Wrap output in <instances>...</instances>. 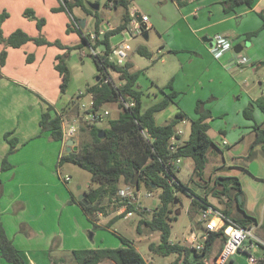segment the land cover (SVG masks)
<instances>
[{
    "label": "trees",
    "instance_id": "1",
    "mask_svg": "<svg viewBox=\"0 0 264 264\" xmlns=\"http://www.w3.org/2000/svg\"><path fill=\"white\" fill-rule=\"evenodd\" d=\"M135 0H107L106 6L123 8L122 22L115 28L108 30L101 40L93 43L90 35L84 32L81 22L75 17L76 23L70 22L68 29H77L82 42L78 46L63 45L58 41H52L44 37H34L25 30L18 28L13 31L8 38H4L3 31L0 28V41H5L8 46L21 47L29 41H35L38 45H59L60 47L81 48L84 43L96 48L100 43L105 45V50L96 56H92L102 77L89 84L83 93H78L63 106L62 111H57L53 104H48L47 109L42 113L40 127L42 132H50V139L54 141L64 140L63 121L69 110L74 111L76 115L80 114V98L91 94L93 103L86 112L95 113L99 121L101 119L99 110L103 104L117 103L120 112L117 117L108 119V126L100 127L87 122L86 126H81V130L88 129L91 135V141L85 142L71 151H65L57 162L59 168L65 162L75 163L91 173L92 182L89 188L85 190V197L79 199L72 194L69 203L78 204L88 219L93 223L94 228L106 227L112 230L113 223L119 218L114 217L105 225L98 224L101 219L100 213L107 215V209L113 205L117 210L123 204H120L117 198V192L122 185H132L138 171V189L145 188L153 191L160 188V203L154 209L147 207L136 208L130 204L125 211H135L140 215L136 230L142 232L143 226L151 231H160L161 240L159 243L152 242L149 249L152 253L168 256L176 254L174 264H214L207 261L208 254L218 242L223 243L226 239L224 227L230 221L237 222L243 226L252 227L260 225L261 235L264 238V221L260 224L258 218L248 212L244 207V201L239 203L238 195L243 194V184L237 174L215 173L209 178V184L213 183V189L208 192L205 188L202 194L191 191L177 176L176 170L179 168L178 159L190 158L192 162L193 174L199 179L205 180L206 167L208 164V151L212 145L218 150L219 146L210 136L211 121L214 119L212 110L206 107V100H198L195 107L196 117L192 118L188 113L180 110L170 121L159 124L156 115L165 110L171 103H177L176 97L179 92L173 87L172 80L160 90L164 97L156 101L148 108L144 109V91L140 88L138 79L141 74L140 69L135 68L133 61L127 60L124 64H118L111 61L109 53L112 50L111 37L124 30L131 20V6ZM59 7L53 8V11H64L68 9L73 11L74 7H80L87 14L97 15L96 32L99 33L100 17L98 12L85 5L84 0H62ZM186 1L179 0L182 4ZM254 0H224L222 2L224 10L229 13L236 10L241 4L252 7ZM26 15L36 18V12L32 8L25 11ZM263 20L262 28L250 31L246 34L247 39L259 34L264 29V10L258 13ZM7 10H0V23L7 18ZM46 24L45 18L37 19L39 29ZM140 54L151 57L152 52L146 47L138 48ZM7 49L0 51V64L4 65L7 59ZM30 59V58H29ZM258 64L264 65V60ZM55 68L62 79L61 90L66 92L71 81V70L65 55L56 56ZM111 71L118 74L121 83H117L111 77ZM165 89H170L165 92ZM85 92V93H84ZM256 105L264 112V94L256 100ZM254 106H248L244 109V115L248 119L254 120ZM189 120L190 134L186 140H182V135L178 132V124ZM256 132V139L252 144V150L247 156L239 157L243 164L250 159L253 149L260 145L264 154V123H255L253 126ZM104 130L103 137H99V132ZM14 131H7L4 134L5 140L10 147L3 159L0 167V199L3 196V182L1 173L14 167L9 160V155L17 150L18 138L12 136ZM176 138L175 149L171 148L172 138ZM76 141H74V144ZM229 167V166H227ZM235 167V166H233ZM241 167V166H240ZM223 166L215 167L216 172ZM230 168V167H229ZM246 168V165L243 166ZM68 182V181H65ZM206 184V183H205ZM184 191L193 195V212L201 214L203 209L208 206L222 210L225 216L226 224L218 230H211L203 227L206 232L205 248L198 251L194 246L182 243H174L171 237V213L180 199L179 192ZM217 197L220 202V208L212 203L209 196ZM85 199V200H84ZM235 199L237 209L232 205ZM178 200V202H176ZM223 207V209H221ZM176 214L179 208L175 209ZM123 212V213H125ZM122 213V214H123ZM122 214L118 215L121 216ZM125 216V215H124ZM121 240L122 245L117 247H97V248H76L71 250V254L77 264H100L104 261H113L116 264H153L152 261L139 251L135 241L112 230ZM52 249V248H51ZM3 258L12 264H26L24 253L14 244L8 236L6 228L0 214V259ZM63 263V262H62ZM255 264H264V256L257 259Z\"/></svg>",
    "mask_w": 264,
    "mask_h": 264
},
{
    "label": "rangeland",
    "instance_id": "2",
    "mask_svg": "<svg viewBox=\"0 0 264 264\" xmlns=\"http://www.w3.org/2000/svg\"><path fill=\"white\" fill-rule=\"evenodd\" d=\"M106 1L107 0H84L87 7L93 8L92 4L99 5L98 9L93 8V10L95 12H98L100 19L102 18L100 31L98 33V35H100L102 39L105 36V32L110 30L111 26L119 25L122 19L123 12L122 7L113 8L106 6ZM153 1L154 0H135L134 4L139 8L138 11L141 14H149L152 19L155 18V21L158 20L160 26H162L163 29L170 27L171 25H165V22L168 21V19H166L164 16L163 5L154 4ZM62 3V0H0V10H7V12L9 13L8 17L5 18L2 23H0V28L3 31L2 34L4 35V38H8L13 31L21 28L34 37L40 36L52 41H58L63 45L78 46L82 42L79 31L77 29H68V24L70 22L76 23L75 17L79 21H81L82 19H86L87 24L85 33L89 34L88 32H93L97 34V15L95 13L87 14L80 7H74L72 12H70L68 9L64 11H53V8L59 7ZM28 8H32L35 10L36 18L25 14L26 9ZM172 15L174 16V18H176L175 14ZM41 17L45 18L46 24L40 30L37 25V19ZM209 17V12L202 15L201 18H196V16L192 14L190 21H192L195 28L201 26L205 27L211 23ZM183 22L187 23L190 27V24L187 21ZM218 26L219 25H217V27ZM192 30L186 31V35L185 37H182V39L175 35H172V37L176 39V43H178L179 45H184L186 43L191 44L194 42H198V44L199 42L201 43V38H199L198 41V39H196V37L192 33H190L194 32V28H192ZM151 33V38L149 39H146L143 34H138L135 38L129 39L126 42L128 46V57H130L134 61V63H136V65L142 70L145 69L148 58L139 55L137 48L140 47V45H144L151 51H155L156 53H158L159 48H161L160 46L162 40L160 36H158L154 29L151 30ZM194 33L197 37L203 36L205 38L206 36L204 32H199L198 34L196 32ZM129 36H131L130 33L128 36H125L124 32L116 33L110 39L111 45L115 47L123 43L126 40L125 38ZM96 41L97 38L93 39V43H96ZM3 48L7 49L8 54L6 63L4 65L0 64V101H2L0 107V127L2 128L9 126L12 127L13 125L20 126V120L17 118H13L12 116L13 112L14 114L20 112L18 111V109L20 108L23 110L26 109V111L30 112L29 114L32 116L31 123L33 121V124H31L30 126V131L32 132L34 126H38V118L41 113L44 112L45 108L42 111L44 106H47L48 104H60L62 101H64L65 104L68 99V101H70L72 97L76 96L78 93H81V91L83 92L89 84H93L102 77V74L98 71L92 55L89 53L90 45L85 43L81 48L74 47L69 49L67 47H60L59 45H38L35 41H29L21 47H12L8 46L5 41H0V51ZM96 48L98 49V51L103 52L105 50V45L100 43ZM84 51H87V55L83 54ZM59 54L65 55V57L67 58L68 65L72 74L71 84L69 85L65 93L61 90L60 85L62 79L59 72L55 68L56 56ZM167 54L168 53L165 51L162 56H167ZM195 55L196 54H194V56ZM196 57L197 58H195L192 63H185L182 68V72H184L183 74H186V76L187 74H189V77L187 76L188 78H190V76L195 77V80L191 82L190 87L187 88L188 92H186L185 94L183 93L180 96V99L182 100L181 108L185 109V111L190 114H194V105L197 99L196 98L194 101V96L198 95L202 89L201 81L199 80L200 76L206 72L205 78L202 79V81H204L205 86L209 88L215 84L217 85L216 82L218 81V79L221 80V76L219 73H213L214 79L210 81L209 77L211 76V74L208 70H206L208 66L207 59H203L201 56L197 55ZM204 60H206V62L203 63L202 61ZM176 62L177 66H179L180 63L177 61V59ZM164 70V65H162V63H159V65L156 67V72L163 74ZM110 74L115 82L121 83V80L119 79L117 73L111 71ZM5 77L8 79H6ZM10 79H17V81L23 83L24 86L21 87L20 85L13 84L9 81ZM260 82L262 83L261 85ZM250 83H256L257 89L260 93L264 91V65H261L259 71L253 74L250 79ZM143 89L144 91L148 90V88H146L144 84ZM90 99L91 98L89 97V95L82 96L79 101L80 114L76 115V113L74 114V111L69 110L64 117V125L69 127L73 124L77 128V132L74 136L76 143L73 146L81 145L85 142L91 141L92 139L89 130H81V126H86L88 122V124L91 123L96 126L105 127L108 125L109 118L117 117L119 115L120 108L118 104L109 102L103 104L100 108L99 113L102 117L99 121H93V119H89V117L87 116L88 114L86 113L87 110H85L86 107H83L82 104L87 101V106H89ZM151 100L152 96L144 98V108L147 107ZM181 108L180 106L177 108L174 104L171 103L168 108L162 111L164 118L163 120H159L160 123H162L164 119H167V122L170 121L176 116ZM257 110L258 112L256 111V113L260 115L257 116L258 123H264L261 122L262 120H260L261 116L264 117L263 111L259 108ZM215 117L216 118L214 123L216 125H220L223 121V124L226 126L227 121H232L233 118L236 117V115L233 111L228 118H222L216 115ZM90 118L92 117L90 116ZM190 128L191 126L188 120H186V122H180L178 124V129L182 132L181 134L183 136V139L189 137ZM228 129L233 133V127H230ZM210 135L219 146V149L217 150L216 147L212 145L208 151L209 160L206 167V174L204 175L205 180L201 181V179L193 174V161L190 158H182L181 162L178 163L179 168L176 170L177 176L184 184L188 186L191 191L197 194H202L204 191H206L205 188H207L208 192L213 189V183L209 184V178L211 175L213 176L216 173L214 165L223 166V168L218 170L220 171V173L226 171L236 172L242 181L243 194L238 195L239 203L245 201L244 207L246 208L251 207V205L253 206L255 203H252L250 201V194H253L255 197L260 193L264 194V154L261 147H256L255 149H253L251 159L247 162V168H243L244 164L241 163L242 159L235 158L233 156L235 155L232 153L234 142L230 141L231 144L227 145L224 142V139L226 137L222 132L220 133L219 131H210ZM252 137L253 135L248 134L246 136V139L250 140L252 139ZM216 155L219 157H216ZM227 166H229L230 168ZM50 168H52V166ZM50 174L55 175L56 178L60 177L64 182V178L69 176L70 180L65 183H63L62 181L61 184H63L65 192L67 188H70L77 196L87 190L89 188V184L92 182L91 173L83 167L72 162L63 163L58 169V174H56V170H54V172H51ZM55 182L59 183L57 179H55ZM50 183L45 185L44 181H41L40 185L42 187V193L52 191L53 188ZM201 183L205 185V188L201 186ZM160 191V188L154 189L152 195L147 197L145 196L146 189L142 188L140 190L141 201L149 210H152L157 205H159ZM54 197L55 206L52 210L53 212L59 214V207L61 206L60 198L57 195ZM178 197L180 199V202L176 207L173 208V212L171 213L170 240L174 243H182L192 246V241L190 240L192 230L195 229L196 231L200 232L202 231L203 225L205 226L207 223L199 221L200 215L193 212L192 194L181 191L179 192ZM209 199L212 203L220 207V202L217 197L210 195ZM255 200L257 201V199ZM232 205L235 206L234 209H237L236 206L238 204L235 199L232 201ZM176 208H179L180 210L178 214H176ZM257 208H259V205L257 206V204L253 206V209L250 208L254 212L255 216H257ZM114 212L116 213V209L113 207V205L107 209V215L110 214V216H113V214H115ZM68 213L72 215V219L74 221L75 213L66 211V213L64 214L67 215ZM100 214V216H104L102 213ZM124 215H126V212L121 216H117L119 218L113 223L114 226L112 227V230H115L117 233H120L121 235L134 240L135 245L137 246L139 251L146 257V259L152 261L153 264H174V261L177 257L176 254L164 256L152 253L149 249L150 243L160 242V231H151L146 226H143L142 232L138 233L136 230V224L140 219V215L136 212L133 216ZM107 219H109V217H106V220ZM51 222L54 226H52L51 228L52 231H48L47 234L51 232V234L55 237L47 252L48 254H50V252L53 253L54 256H60V254H62L59 252V245L61 244L60 239L62 238L60 231L63 230V223L59 224V222L55 220H51ZM92 228V231L88 233L90 234V236H92L95 231L98 232L96 235L97 237H95L94 240L91 239L93 247L97 248L101 245H104L106 247H117L119 245H122L120 238L111 229L106 227ZM211 251L212 248L209 253H211ZM239 252H241V255L234 257V259H232L228 264L248 263V254L243 250ZM70 255L71 253L69 252H67V254H64V258H66L65 264H77L75 262V259ZM207 261L211 263L209 261V254L207 257ZM100 264L116 263L107 260Z\"/></svg>",
    "mask_w": 264,
    "mask_h": 264
},
{
    "label": "crops",
    "instance_id": "3",
    "mask_svg": "<svg viewBox=\"0 0 264 264\" xmlns=\"http://www.w3.org/2000/svg\"><path fill=\"white\" fill-rule=\"evenodd\" d=\"M181 1L186 2L180 4L179 0L153 1L154 4H160L164 7V16L166 19H168V21L165 22V25H171L165 29L160 26L158 20L155 21V18L152 19L149 14L142 13L148 15L149 17L147 25L144 24L146 25L143 30L144 32L142 33L144 37L145 34H147L148 36L146 39L151 38V30L154 29L162 40L160 46L161 48H159L158 53L151 51L144 45H140L146 47L147 50L152 52V56L150 58L140 54L138 51L139 47L137 48L139 55L148 58L146 62L147 65L144 70L139 68L136 63H134L135 68L141 70V74L138 79L140 88H142L144 91L143 84L146 88H148V90L144 91V98L152 96V100L146 108L164 97V93L160 90V87L166 86L170 80H172L173 87L179 92V95L176 97L177 103L172 104H174L177 108L179 106L181 108L182 100L180 99V96L181 94L188 92L187 88L190 87L191 82L195 80L194 76H190V78H188L189 74H187L188 77L186 74H183L184 72H182V68L185 63H192L194 59L197 58L196 55L201 56L203 59H207L208 66L206 70H208L211 74L209 77L210 81L214 79L213 73H219L221 80L218 79L216 82L217 85L215 84L209 88L206 87L204 84L205 82L202 81V79L205 78L206 72L200 76L199 80L201 81L202 89L198 95L194 96V101L197 98L194 108L196 107L198 100H206V107H209L214 115V119L211 121L209 134L210 131L213 130L215 132H222L226 137L224 142L227 145H230L231 142H234V146H231H233L232 153L235 154L233 155L235 158L247 156L251 152L252 144L256 139V132L253 126L256 122L258 123L257 116H260L256 113V111L258 112L257 109L259 108L256 105V100L264 94V91H262V93L259 92L256 83H250V79L253 74L257 73L261 67L258 62L264 60V29H261L259 34L252 37L250 40L247 39L246 34L250 31L262 28L263 20L258 13L264 10V0H254L252 7L246 4H241L236 7V10L229 13L224 10L222 4L224 0ZM138 10L139 8L135 4H132L131 12L134 11L136 14L142 15ZM208 12L210 14L209 19L211 23L205 27L201 26L195 28L192 21H190L191 15L194 14L196 18H201L202 15L205 13L207 14ZM172 14H175L176 18H174ZM84 20L85 26L83 29L84 32H86L85 28L87 23L86 19ZM183 21H187L190 24V27ZM101 23L102 18L99 24L100 27ZM217 25L219 26L217 27ZM117 26L118 25H113L110 29ZM192 28H194V32L197 34L199 32H204L206 35L205 38L203 36L197 37L194 32H190L196 37V39H198V41L199 38H201V43L199 42L198 44V42H194L191 44L186 43L184 45H179L176 43L177 41L172 37V35L182 39V37H185L186 31L192 30ZM128 30L129 24L121 32H124V35L128 36ZM88 33V35H90L93 32ZM218 33L229 36L233 40L234 47L238 46L240 51L236 52L233 48L226 51L220 57L213 56L211 49L214 43V36ZM138 34L140 33H136L135 36H129L125 39L129 40L135 38ZM96 38L97 40L102 39L98 34ZM165 51L168 53L167 56H162ZM194 54L196 55L194 56ZM242 57H247L250 61L245 65H237L236 61ZM128 58V60L133 61L130 57ZM176 59L180 63L179 66H177ZM202 62L204 63L206 60ZM159 63H162V65L165 67L163 74L156 72V67L159 65ZM9 81L13 84L20 85L21 87L24 86L23 83L17 81V79H10ZM261 84L262 83L260 82V85ZM169 91L170 89H165V92ZM89 97L91 99L88 101L91 102L92 95L89 94ZM68 100L65 104L64 101H62L60 104L53 105L56 107V110L60 112L63 109V106L69 102ZM1 102L2 101H0V107ZM87 105V101L82 104L84 107H87ZM251 105L255 107L254 120L248 119L244 115V109ZM44 108L46 110L47 106H44L42 111ZM181 110L188 113L183 108H181ZM18 111L20 112L17 114H14L13 112L12 116L13 118L20 120V126L13 125L12 127H0V167L2 166L3 159L10 147L9 143L4 138L5 132L8 130H14V134L12 136H16L19 140L17 150L9 155V160L14 165V167L1 173L4 191L3 196L0 199V214L2 221L8 236L24 253L26 264H65L66 258H64V254H67V252L71 253V250L76 248H96L93 247L91 239L94 240V238L97 237L96 235L98 232L95 231L92 236L88 234L93 229V223L88 219L78 204L69 203V200L71 199L74 192L66 186L65 187L67 189L65 192L64 186L61 184L63 179L60 177L56 178L55 175L50 174L51 172H54V170H56V174H58L59 168H57V162L60 156L65 151H67V140H51L50 132L41 131L40 119L43 112L38 118V126H34L31 132L30 126L33 124V121L31 123L32 116L29 114L30 112L26 111V109L23 110L20 108ZM233 111L235 112L236 117L233 118L232 121H227L226 126L223 124V121L220 125H216L214 123L216 118L215 115L222 118H228ZM162 113L163 112L160 111L156 115V120L159 124L167 122V119H164V121L160 123L159 120H163L164 118ZM188 114L192 118H195V109L194 114ZM263 118V116L260 117V120H262L261 122H264ZM230 127H233V133L228 129ZM178 132L180 134L182 133L179 129ZM248 134L253 135L252 139H246ZM74 136L73 139L76 141ZM186 139L187 138H184L183 140ZM256 147H260V145H256L255 148ZM216 157L219 156L216 155ZM241 163L243 162L241 161ZM244 165H246L247 168V163ZM51 166L52 168H50ZM217 166L218 165H214V167ZM216 173H220V171H217ZM225 173L237 174L233 171H226ZM55 179H57L59 183H56ZM41 181H44L45 185L50 183L53 188L52 191L42 193V187L40 185ZM63 183L65 182L63 181ZM56 195L60 198L61 206L59 207V214L53 212L52 210L55 206L54 196ZM255 199H257V201ZM250 201L257 204V206L259 205V208H257L258 217H256L261 224L264 221V194L260 193L256 197L253 194H250ZM142 205L145 207L143 202ZM253 206L251 205L249 208L245 207V209L254 215V212L251 210L253 209ZM221 209H223V207H221ZM66 211L75 213L74 221L70 213L67 215L64 214ZM116 216H118L117 213L113 214V216H110V214L101 216L98 224L105 225ZM106 217H109V219L106 220ZM51 220L58 221L59 224L63 223V230L60 231L62 235V238L60 239L62 245H59V252L62 253L60 256H54L53 253L50 252V254H48L47 252L55 237L51 234V232L47 234L48 231H52L51 228L54 226ZM214 224L219 227L222 225V222L219 218H214ZM113 226L114 225H112V227ZM255 230L259 235H261L260 225L255 226ZM202 231L198 232L195 229L192 230V232H197L198 234H201ZM247 246L248 242L241 250L247 253L248 257L250 253H253V255H255L257 258L264 256L263 249L252 247L251 250H249L246 248ZM99 247L106 246L101 245ZM221 247V242H218L213 246L211 253H209V261L211 263L214 262L216 256L221 250ZM240 255L241 252H238L233 256L232 259ZM70 256H72V254ZM5 261V259L1 258L0 264H12L8 261ZM247 264L250 263L248 262Z\"/></svg>",
    "mask_w": 264,
    "mask_h": 264
},
{
    "label": "built area",
    "instance_id": "4",
    "mask_svg": "<svg viewBox=\"0 0 264 264\" xmlns=\"http://www.w3.org/2000/svg\"><path fill=\"white\" fill-rule=\"evenodd\" d=\"M139 14L136 12H131V20L129 22V33L131 36H134L136 33L142 34L144 31V26L147 25L149 21L148 15L142 14L141 19H139ZM146 24V25H144ZM91 39H95L97 37L96 33L90 34ZM126 39L123 43L112 47V50L109 53V58L111 61H114L118 64H124L128 59V46H127ZM234 48L233 40L224 34L218 33L214 36V43L212 46V54L215 57L222 56L226 51L231 50ZM89 53L93 56H96L100 52L90 45ZM84 55H87V51L83 52ZM249 62L247 57L239 58L236 63L237 65H245ZM82 93V92H81ZM93 103V98L90 102V105L85 108V110H89ZM85 106V105H84ZM83 106V107H84ZM87 116L89 119H97V115L95 113L87 112ZM90 116L92 118H90ZM101 116V114H100ZM102 117V116H101ZM92 121V120H91ZM68 126L63 125V132H64V139L68 140L74 136L77 131V128L72 124L68 128ZM175 142L176 138L173 137L171 140V148L175 149ZM177 163L181 162V159L176 161ZM65 181H69L70 177L67 176L64 178ZM153 191L147 190L145 192V196H151ZM117 198L120 204H123L116 210L118 215L122 214L127 210L130 204L135 205L136 208L143 207L142 201L140 198V190L136 186L132 185H122L118 192ZM135 211H127L126 216H133ZM214 218H219L222 222V225L219 227L214 224ZM199 221L207 223L205 227L211 230H218L226 224V219L224 214L221 210L214 208L213 206H208L203 209L202 213L200 214ZM214 228V229H212ZM217 228V229H216ZM224 232L226 235V239L221 247L220 252L216 256L214 260V264H228L233 256L238 253L244 245L248 242L247 249L251 250L252 247L261 248L264 250V238L257 233L255 230V226L247 227L243 226L237 222L230 221L224 227ZM205 239H206V232L202 231L201 234L197 232H192L190 235V240L192 241V246H194L198 251H202L205 248ZM257 261V257L255 255L250 254L248 257V262L250 264H255Z\"/></svg>",
    "mask_w": 264,
    "mask_h": 264
},
{
    "label": "water",
    "instance_id": "5",
    "mask_svg": "<svg viewBox=\"0 0 264 264\" xmlns=\"http://www.w3.org/2000/svg\"><path fill=\"white\" fill-rule=\"evenodd\" d=\"M92 7L98 9L99 8V5L98 4H92ZM139 19H141V15L139 16ZM80 22H81L82 28H84V26H85V20L82 19ZM145 27L146 26H144V28ZM147 36L148 35L145 34V37H147ZM234 49H235L236 52H239L240 51V48H238V46H235ZM103 135H104V130H101V132H99V137H103ZM73 145H74V139H72V138L68 139L67 140V146H68L67 147V151L68 152L72 150ZM138 182H139V180H138V171H136L135 179L133 180V184L138 187ZM84 197H85V193L84 192L78 196L79 199H83ZM176 202H178V200H176Z\"/></svg>",
    "mask_w": 264,
    "mask_h": 264
},
{
    "label": "clouds",
    "instance_id": "6",
    "mask_svg": "<svg viewBox=\"0 0 264 264\" xmlns=\"http://www.w3.org/2000/svg\"><path fill=\"white\" fill-rule=\"evenodd\" d=\"M140 15V14H139ZM93 56V55H92ZM73 138V137H72ZM220 210V209H219ZM222 211V210H221ZM250 254H252V253H250ZM253 255V254H252ZM258 259V258H257Z\"/></svg>",
    "mask_w": 264,
    "mask_h": 264
},
{
    "label": "flooded vegetation",
    "instance_id": "7",
    "mask_svg": "<svg viewBox=\"0 0 264 264\" xmlns=\"http://www.w3.org/2000/svg\"><path fill=\"white\" fill-rule=\"evenodd\" d=\"M85 193V192H84Z\"/></svg>",
    "mask_w": 264,
    "mask_h": 264
}]
</instances>
